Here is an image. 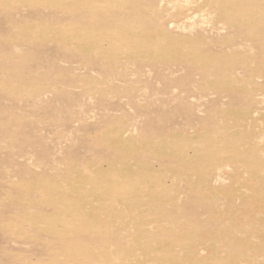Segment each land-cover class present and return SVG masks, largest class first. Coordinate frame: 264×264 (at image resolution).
Listing matches in <instances>:
<instances>
[{"label":"rangeland","instance_id":"obj_1","mask_svg":"<svg viewBox=\"0 0 264 264\" xmlns=\"http://www.w3.org/2000/svg\"><path fill=\"white\" fill-rule=\"evenodd\" d=\"M223 1L0 0V264H264V35Z\"/></svg>","mask_w":264,"mask_h":264},{"label":"bare ground","instance_id":"obj_2","mask_svg":"<svg viewBox=\"0 0 264 264\" xmlns=\"http://www.w3.org/2000/svg\"><path fill=\"white\" fill-rule=\"evenodd\" d=\"M248 1H251V0H248ZM254 1H255L254 4H251L245 0H224L223 1L222 4H224V6H223L221 16L223 18L224 17L226 18V20L230 24V27H231L230 29H234L236 34H233V36L235 35L234 36L235 39H240V37L244 36V38H243L244 42H245V39L247 38V39H251L252 41H254L256 43L259 41L258 39H261L260 36L262 34L264 35V4L258 3V0H254ZM216 3L217 2H214L212 5H214ZM185 8H186V6H185ZM185 8H182V9L185 10ZM215 17H217V16H215ZM218 17H220V16H218ZM146 19H148V18H146ZM208 20H211V19H208ZM215 20H216V18H215ZM219 23H221V22L219 21ZM263 35H262V37H263ZM252 41H250V42H252ZM248 44H250V43H248ZM255 47H257V46H255ZM255 47H254V49H255ZM236 115L238 116V114H236Z\"/></svg>","mask_w":264,"mask_h":264}]
</instances>
